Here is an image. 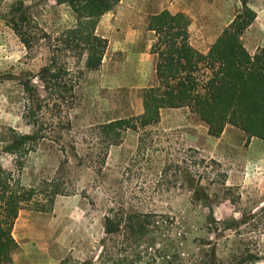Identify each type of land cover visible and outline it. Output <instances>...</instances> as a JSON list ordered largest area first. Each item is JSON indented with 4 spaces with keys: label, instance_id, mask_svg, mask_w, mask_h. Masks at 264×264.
Segmentation results:
<instances>
[{
    "label": "rangeland",
    "instance_id": "1",
    "mask_svg": "<svg viewBox=\"0 0 264 264\" xmlns=\"http://www.w3.org/2000/svg\"><path fill=\"white\" fill-rule=\"evenodd\" d=\"M18 3L28 13L21 34L29 48L11 29ZM249 6L256 18L241 42L254 53L264 48V0ZM174 8L190 19L191 45L206 51L241 5L177 0ZM145 10L144 1L127 0L99 19L95 33L107 48L99 69L86 72L76 50L59 45L77 22L64 0H0V148L9 130H32L23 118L22 82L39 86L36 76L52 55L74 74L84 71L67 111L71 131L58 143L41 141L24 158L2 156L3 167L24 187L42 195L49 190L45 182L55 180L64 191L48 212L19 214L13 228L18 248L9 264H211L212 258L264 264V142L232 126L209 136L186 108L163 110L158 124L124 131L109 147V136L96 130L142 112V89L153 83L156 60ZM189 175L199 181L197 193ZM134 212L149 215L142 239L130 241L122 229L104 233L106 217Z\"/></svg>",
    "mask_w": 264,
    "mask_h": 264
},
{
    "label": "trees",
    "instance_id": "2",
    "mask_svg": "<svg viewBox=\"0 0 264 264\" xmlns=\"http://www.w3.org/2000/svg\"><path fill=\"white\" fill-rule=\"evenodd\" d=\"M120 1L64 0L76 15L77 22L74 28L65 31L59 45L75 49L77 58L83 60L86 72L99 69L107 48V40L95 33L98 21L114 10ZM238 1L241 10L206 53L190 44V19L185 14L162 10L148 18L147 29L153 31L155 37L150 48V53L156 55L154 82L142 90L141 114L96 128L98 133L109 136L107 147L119 144L124 131L139 133L155 126L163 110L181 108L188 109L205 123L209 136L217 138L226 126H232L248 139L256 138L264 142V48L250 54L243 46L241 36L255 20L256 13L248 5L250 0ZM13 12L16 20L11 29L29 48V40L21 34V26L28 20L26 8L18 3ZM83 75L84 71L74 74L66 63H58L52 55L36 76L39 86L32 81L21 83L26 96L23 118L32 130L30 133L9 130L1 140L0 264H9L18 248L13 228L20 212H48L55 198L64 194L55 180L45 182L49 190L42 195L37 189L24 187L18 176L3 167L2 156L24 158L41 141L46 139L58 143L61 133L70 132L67 111L76 99ZM141 140L140 137V143ZM191 177H188L190 184L197 193L199 181ZM148 216L135 212L120 217L108 216L104 233L113 235L122 229L128 233L130 241L136 242L142 239ZM210 254L213 257L214 252ZM212 260L211 264H217ZM185 262L208 264L202 259Z\"/></svg>",
    "mask_w": 264,
    "mask_h": 264
},
{
    "label": "crops",
    "instance_id": "3",
    "mask_svg": "<svg viewBox=\"0 0 264 264\" xmlns=\"http://www.w3.org/2000/svg\"><path fill=\"white\" fill-rule=\"evenodd\" d=\"M140 1H144V5H145V7H146V10H145V12H146V15L148 16V18L149 17H151V16H153V15H156V14H158L159 12H161L162 10H167V11H169L171 14H176V13H183L184 14V11H179V10H177L176 8H174L175 6H176V1L177 0H140ZM251 1V0H250ZM250 1H249V3H250ZM121 2H124V3H126L127 2V0H121ZM121 2H119V3H121ZM239 2V1H238ZM119 3H118V5H119ZM240 3V2H239ZM249 3H248V5H249ZM241 5V4H240ZM250 7V6H249ZM234 19V18H233ZM232 19V20H233ZM232 20L229 22V24L232 22ZM218 20H216L215 21V23H214V25L212 26V27H216L217 26V22ZM229 24H226L225 26H224V28L223 29H221L220 31H218L217 33H216V35H214V37H213V40L211 41V43H210V46L214 43V41L221 35V33L223 32V30L229 25ZM251 26V25H250ZM249 26V27H250ZM190 27H191V24H190ZM190 27H189V34H190ZM248 27V28H249ZM247 28V29H248ZM98 29H99V26H98ZM149 31V30H148ZM149 32H152L153 33V41H152V43L154 42V39H155V37H154V32L153 31H149ZM244 34V33H243ZM242 34V35H243ZM98 36V35H97ZM100 37V36H99ZM101 38H103V37H101ZM241 38H242V36H241ZM104 39V38H103ZM189 42H190V38H189ZM152 43H151V45H152ZM190 44H191V42H190ZM209 46V47H210ZM244 46V45H243ZM209 47L207 48V50L206 51H200V52H202V53H206L207 51H208V49H209ZM245 47V46H244ZM151 48V47H150ZM260 48H262V47H260ZM245 49H246V47H245ZM258 49V48H257ZM256 49V50H257ZM247 50V49H246ZM255 50V51H256ZM199 51V50H198ZM250 54H253V53H251L249 50H247ZM150 55L151 56H155L156 57V55H154V54H151L150 53ZM155 63H156V60H155ZM154 69H155V65H154ZM154 76H155V72H154ZM153 82H154V78H153ZM153 84V83H152ZM152 84H150L149 86H151ZM149 86H146L145 88H143L142 90H144V89H146V88H148ZM181 109H185V108H181ZM207 130H208V128H207ZM22 212V211H21ZM20 212V213H21ZM19 217V216H18Z\"/></svg>",
    "mask_w": 264,
    "mask_h": 264
}]
</instances>
